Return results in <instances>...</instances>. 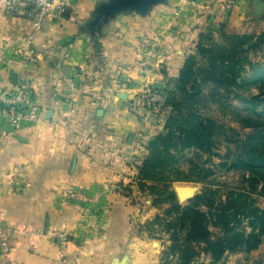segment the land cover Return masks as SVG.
I'll return each instance as SVG.
<instances>
[{
  "label": "crops",
  "instance_id": "1",
  "mask_svg": "<svg viewBox=\"0 0 264 264\" xmlns=\"http://www.w3.org/2000/svg\"><path fill=\"white\" fill-rule=\"evenodd\" d=\"M103 1L78 0V14L69 10L49 18L34 32L37 50L54 47V56L34 67L0 71V91L28 83L44 110L42 121L22 132L0 126V220L22 231L66 230L74 244L61 259L56 240L18 236L10 261L0 259V264H110L133 255L128 241L138 209L122 200L121 186L134 173L112 155L137 152V135L155 133L144 113L132 111L133 102L156 84L163 90L176 80L210 28L214 37L221 29L227 35L255 37L263 28L254 17L253 0H168L146 16L119 15L93 37L84 27ZM30 33V22L6 15L0 3V48L11 55ZM149 49L158 58L143 68L138 59ZM75 74L81 86L69 129L65 81ZM89 137L96 145L87 142ZM71 179L84 187L92 203L58 207L57 195Z\"/></svg>",
  "mask_w": 264,
  "mask_h": 264
},
{
  "label": "trees",
  "instance_id": "2",
  "mask_svg": "<svg viewBox=\"0 0 264 264\" xmlns=\"http://www.w3.org/2000/svg\"><path fill=\"white\" fill-rule=\"evenodd\" d=\"M218 34L220 44L215 42L211 28L201 35L195 53L186 58L178 78L170 81L174 85L173 93H169L167 87L163 90L153 89L166 96V107L177 109L180 106L176 101L177 96L184 100L182 103L186 107L192 109L207 102V99H201L204 88L213 91L212 101L215 94L235 91L237 101L244 106V115H239V124L250 130V133L237 142L238 153L231 159L229 169L249 173V182L256 189L259 184L264 185V65L251 63L247 55L241 56V50L254 41V36L227 35L223 29ZM263 41L264 35L257 43L261 45ZM252 89H256L258 94L247 95ZM193 110L186 115V119L180 115L184 121L172 119L171 124L165 127L168 133L160 134L150 141V155L137 174L138 187L142 192L145 188L142 182L154 180L158 172L164 171L172 163L170 152L178 147L179 141L183 150H210L211 132H207L205 121L197 117L196 112L192 113ZM175 126L176 132H179L177 138L172 131ZM209 175H213V172L210 171ZM176 181L189 182L186 179ZM151 191L158 198L154 205L169 206L163 217L157 216L152 223L164 222L166 232L171 233L170 254L176 260L167 264H204L196 263L199 257L196 248L202 245L206 246L205 251L213 259L210 264H217L226 253L249 254L264 243V212L258 209L250 211L247 216L251 232L248 235L235 232L234 224L240 223L239 217L244 210L242 199H235L233 195L228 197L222 209L209 213L212 222L202 211V208H212L214 194L210 191L196 196L185 205L179 204L175 194L168 189L161 193L156 192L155 188ZM211 226L224 230L223 236L216 242L211 241Z\"/></svg>",
  "mask_w": 264,
  "mask_h": 264
},
{
  "label": "rangeland",
  "instance_id": "3",
  "mask_svg": "<svg viewBox=\"0 0 264 264\" xmlns=\"http://www.w3.org/2000/svg\"><path fill=\"white\" fill-rule=\"evenodd\" d=\"M251 16L253 17L252 14ZM258 20L263 22V28L259 30V34H261L255 36L254 41L250 44L259 42V39L264 35L262 32L264 30V13ZM214 38L215 42L220 44V36ZM247 57L253 64L264 65V41L257 50L250 52ZM166 87L169 93H173V83L167 82ZM236 94L235 91L231 93L221 92L220 95L215 94L212 101L213 91L211 88H204L201 99H207V102L192 108L194 109L192 113L196 112V116L205 121L204 125L208 127L207 132H211V148L208 152H200L194 149L183 150L179 141L178 147L170 152L173 157L172 163L164 171L158 172L154 180L142 182L145 185L143 192L138 187L137 174L139 169L135 170L128 167L134 173V178L129 184L121 186V196L128 208L138 209L137 217H134L131 226L133 236L128 241L129 246H133L134 250L133 255L116 257L111 260L110 264H118V261H123V264H167L169 261L176 260V257L170 254L171 233L166 232V224L162 221L152 224L157 216L163 217L164 212L169 208L167 204L160 207L154 205L158 198L151 191L152 188L161 193L167 189L173 192L177 185L194 187L198 190L197 196L210 191L214 194L212 208H202V211L208 215V219H211L209 213H216V210L222 209L227 198L233 195L235 199H242L244 206L239 217L240 223L234 224V230L237 233L244 232L247 235L251 232L247 216L254 209L264 212V185L259 184L256 189H253L249 182L251 178L249 173L229 169L231 159L238 153L237 142L243 140L250 133V130L239 124V115H244V106L237 101ZM256 94L258 91L252 89L247 95ZM176 101L180 105V111H178L179 108L165 106L147 115L144 113V118H148L144 122L155 131L151 139L149 138V142H145L144 145L139 144V147L145 149L143 155L145 159L150 155V150H148L150 141L160 134L166 135L168 131L165 127L171 124L172 119L184 121L180 119V115L186 119V115L192 110L182 103L184 100L180 96H177ZM175 129L177 126L173 127L172 130L175 138H177L179 132H176ZM210 171L213 172V175H209ZM184 179L189 182L176 181ZM211 221L213 222L212 219ZM210 230L212 242H216L223 236L224 230L220 227L211 226ZM62 232L67 234L65 248L62 249L59 242H55L58 245L60 255H62L61 259L69 254L72 247L69 245H74L69 232L66 230ZM205 247L202 245L196 248V252L199 254L196 263L210 264L213 262L210 254L205 251ZM217 264H264V243L256 251L249 254L244 252L226 253Z\"/></svg>",
  "mask_w": 264,
  "mask_h": 264
},
{
  "label": "built area",
  "instance_id": "4",
  "mask_svg": "<svg viewBox=\"0 0 264 264\" xmlns=\"http://www.w3.org/2000/svg\"><path fill=\"white\" fill-rule=\"evenodd\" d=\"M4 12L8 16H23L30 24L33 33L26 35L20 45L10 55L5 48H0V71L14 70L27 66H35L46 57L56 54L54 47L38 51L36 48V36L34 32L40 31L49 18L61 17L66 11H78L75 7L78 0H0ZM158 58L153 50H145L139 57L138 62L143 68L149 67ZM59 68L60 65H57ZM78 75L66 78L65 100L66 112L64 113L65 125L71 129L76 115L75 96L80 92L81 83L77 80ZM133 102L132 111L136 113H151L166 105V96L153 88L142 92ZM44 110L36 97L34 89L28 83H20L16 86L0 91V126L6 125L13 133L22 132L28 127L35 126L42 121ZM147 119V118H146ZM141 144L149 142V138L143 132L137 135ZM87 142L95 144L93 137ZM96 145V144H95ZM135 153L118 152L113 157L118 159L127 167L135 170L140 169L145 161L142 147ZM92 203L91 198L85 193L83 186L77 185L72 179L66 183L64 188L57 195V205L65 209L70 205L84 206ZM23 236L28 240L51 239L59 242L62 249L67 245L65 232L48 233L43 231H22L19 228L6 225L0 220V259L5 263L10 261L12 244L16 237ZM62 252V251H61Z\"/></svg>",
  "mask_w": 264,
  "mask_h": 264
},
{
  "label": "water",
  "instance_id": "5",
  "mask_svg": "<svg viewBox=\"0 0 264 264\" xmlns=\"http://www.w3.org/2000/svg\"><path fill=\"white\" fill-rule=\"evenodd\" d=\"M168 0H105L99 3L95 9L93 18L84 27L91 36L96 37L101 34L102 28L115 20L119 15L127 13H136L141 16H146L156 6L164 5ZM254 14L259 19L264 13V1L253 0ZM68 14V11L65 12ZM259 43H253L241 50V56L248 55L250 52L259 48ZM17 76L13 75V81H16ZM156 89L161 90L162 84H156ZM126 99V97H123ZM53 116L52 112H49L47 119L50 120ZM75 166H73V171ZM197 189L194 187L175 186L173 193L179 204L187 203L197 196Z\"/></svg>",
  "mask_w": 264,
  "mask_h": 264
}]
</instances>
